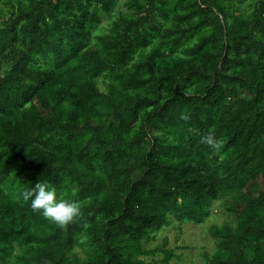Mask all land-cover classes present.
Here are the masks:
<instances>
[{"label":"trees","instance_id":"16d2710c","mask_svg":"<svg viewBox=\"0 0 264 264\" xmlns=\"http://www.w3.org/2000/svg\"><path fill=\"white\" fill-rule=\"evenodd\" d=\"M219 201L205 264H264V0H0V264H169Z\"/></svg>","mask_w":264,"mask_h":264},{"label":"rangeland","instance_id":"374dc122","mask_svg":"<svg viewBox=\"0 0 264 264\" xmlns=\"http://www.w3.org/2000/svg\"><path fill=\"white\" fill-rule=\"evenodd\" d=\"M224 205L223 201L216 202L212 217L202 225L187 222L179 228V223L173 221L170 227L158 233L151 247L160 246L164 239L168 238L167 248L174 249L179 254L169 264H205L203 254L205 252L211 254L215 248L210 228L213 224H221L226 220ZM162 256L160 258H163Z\"/></svg>","mask_w":264,"mask_h":264},{"label":"clouds","instance_id":"9594fccd","mask_svg":"<svg viewBox=\"0 0 264 264\" xmlns=\"http://www.w3.org/2000/svg\"><path fill=\"white\" fill-rule=\"evenodd\" d=\"M181 118L188 117L182 115ZM201 142L212 148L218 144L217 138L211 133L201 137ZM22 196L25 201H30V207L34 212L60 226L67 225L81 214L80 205L76 201L59 199L56 189L43 180H38L25 190Z\"/></svg>","mask_w":264,"mask_h":264}]
</instances>
